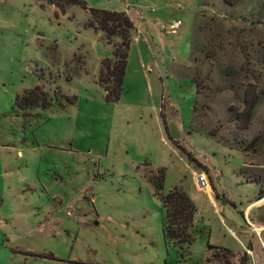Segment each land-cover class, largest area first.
Returning a JSON list of instances; mask_svg holds the SVG:
<instances>
[{"label": "rangeland", "instance_id": "1", "mask_svg": "<svg viewBox=\"0 0 264 264\" xmlns=\"http://www.w3.org/2000/svg\"><path fill=\"white\" fill-rule=\"evenodd\" d=\"M82 1L133 23L117 102L88 11L0 0V264H264V0ZM159 169L195 209L181 249Z\"/></svg>", "mask_w": 264, "mask_h": 264}, {"label": "trees", "instance_id": "2", "mask_svg": "<svg viewBox=\"0 0 264 264\" xmlns=\"http://www.w3.org/2000/svg\"><path fill=\"white\" fill-rule=\"evenodd\" d=\"M54 7L63 11L65 5H78L88 11L90 21L88 27L101 32L105 39L116 38L119 42L114 46L111 60H103L101 62L98 85L103 91V98L106 102H117L123 94V77L125 73L126 58L131 40V31L133 23L125 12H116L108 10H100L87 7L82 0H49ZM197 89V84L192 81ZM35 87L32 91L21 97H15L13 101L14 107L24 109L27 107L47 108L48 104L44 99H37ZM62 101L60 108L73 105L74 97L58 96ZM254 106V99L244 97V117L245 121L250 117L251 110ZM164 172L159 169L149 178V182L153 188L154 194L158 197L162 208L164 209V236L169 239L172 244L179 249L191 243L188 234V228L191 226L194 206L190 199L178 188H172L165 195H161L163 186ZM38 257L51 258V255H39Z\"/></svg>", "mask_w": 264, "mask_h": 264}, {"label": "built area", "instance_id": "3", "mask_svg": "<svg viewBox=\"0 0 264 264\" xmlns=\"http://www.w3.org/2000/svg\"><path fill=\"white\" fill-rule=\"evenodd\" d=\"M194 181H195V184L199 190H202L203 188H205V184L207 185L206 178L203 174L196 175L194 177Z\"/></svg>", "mask_w": 264, "mask_h": 264}]
</instances>
